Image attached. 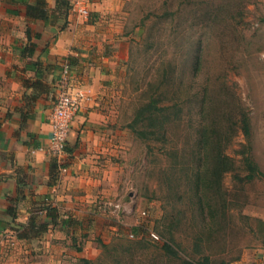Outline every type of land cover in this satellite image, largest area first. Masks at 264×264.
<instances>
[{
    "label": "rangeland",
    "instance_id": "1",
    "mask_svg": "<svg viewBox=\"0 0 264 264\" xmlns=\"http://www.w3.org/2000/svg\"><path fill=\"white\" fill-rule=\"evenodd\" d=\"M80 1H87L89 18V1ZM107 6L101 20L114 30V45L125 58H113L108 66L113 73L103 78L97 93L104 114V150L96 157L94 170L101 182L85 192L96 200L95 215L83 220L91 227L62 240L56 236L60 243L46 251L38 243L32 246L19 239L17 233H5L0 264H84L83 258L101 264H113L117 258L121 264H148L152 258L155 264L182 260L197 264L193 260L201 257L193 250L192 235L201 227L199 211L178 198L191 190L186 175L198 167L195 144L205 91L218 119L222 114L221 132L229 131L226 153L239 166L241 150L248 145L261 172L251 182L225 175L224 188L233 190L240 208L230 211L233 222L219 225L207 254L214 263L233 258L231 264H257L255 259L260 264L261 234L255 237L250 228H257L258 218L264 220V0H114ZM199 46L202 62L195 72L192 59ZM157 92L163 93V104H179L181 112L172 111L170 116L178 114L181 119L167 126L166 141L145 142L130 124L139 106L155 93L159 98ZM243 110L249 116V138L236 124ZM179 214L176 237L181 258L171 262L154 243L163 244L162 226ZM126 244L132 245L131 252L121 249ZM105 246L110 247L108 252Z\"/></svg>",
    "mask_w": 264,
    "mask_h": 264
},
{
    "label": "crops",
    "instance_id": "2",
    "mask_svg": "<svg viewBox=\"0 0 264 264\" xmlns=\"http://www.w3.org/2000/svg\"><path fill=\"white\" fill-rule=\"evenodd\" d=\"M88 1L91 16L73 9L62 29L61 24L51 26L42 21L28 24L23 5L0 0V14L6 18L0 21V244L5 233L16 235L15 221L25 225L32 215L46 219L48 207H58L62 217L70 215L77 224L70 228L71 234L76 235L81 228H90L82 224L84 216H94L97 211L96 200L85 195L100 181L94 170L96 157L104 150V114L97 93L104 86L103 78L113 73L108 68L113 58L124 60L125 53L116 49L114 30L101 20L114 0ZM83 3L87 6V1ZM28 26L40 36L32 37L37 44L34 57L21 58ZM37 59L44 62L42 80L49 91L31 99L33 89L25 83H31L27 81L35 78V72L25 66ZM66 63H70L72 85L90 92L92 99L79 109L64 152L57 155L53 151L51 115ZM10 207L14 208L15 219L8 211ZM56 236L62 240L68 231L50 225L41 236L24 241L32 246L38 243L46 251L60 243ZM254 262L258 264L256 259ZM260 264H264V258Z\"/></svg>",
    "mask_w": 264,
    "mask_h": 264
},
{
    "label": "trees",
    "instance_id": "3",
    "mask_svg": "<svg viewBox=\"0 0 264 264\" xmlns=\"http://www.w3.org/2000/svg\"><path fill=\"white\" fill-rule=\"evenodd\" d=\"M10 5H23L25 11V21L29 24L31 22L42 21L45 25L57 26L61 24V28H65L68 22V16L74 8V2L76 0H3ZM14 11H17L14 10ZM17 14L18 12H14ZM33 34L35 37H39L38 33H34L30 26L27 27L26 36L27 42L20 49L21 58H32L37 49V44L32 41ZM201 48L200 46L194 52L192 59V64L194 66V71L198 72L201 67ZM32 63V64H31ZM31 65L25 66L26 70L34 71L35 78L28 79L25 83L26 87H31L33 89L32 98H36L42 91H49L48 84L42 79L44 73V62L40 59L31 60ZM70 63L73 60L70 59ZM69 63V64H70ZM172 79V78H171ZM170 79V80H171ZM30 84V85H29ZM157 90V87L153 89V93ZM36 91V94H34ZM153 94L149 101L144 102L141 106L136 109L135 119L130 124V127L137 134V136L146 141H166V130L167 126L174 120H180L178 114L170 116V112L174 111L177 113L181 112L179 104H163L161 101L162 92H157ZM206 91L204 96L200 101V121L198 123V140L195 144L196 147V159H198L197 170H193V174L189 176L187 172L186 178H188V183L191 186L188 192L191 196L187 194L188 197L184 195L179 196V200L183 203H187L188 206L194 205V208L199 211L200 229L192 235L193 239V250L196 254L200 255L199 260H193L197 264H231L233 260H226L224 258L217 260L215 263L212 261L210 256L207 254V248L209 244L213 241L217 229H220L219 225L227 226L231 222L232 214L230 211L234 208H240L237 205V201L233 198L232 191L224 188V178L227 173H232L234 178L238 179L240 182H251L254 179L260 177L261 172L254 159L249 154L250 147L244 145V150H241L242 157L240 159L241 165L237 166L236 160L226 153V149L231 143L229 138L227 141V133L229 131L221 132V126L219 125V120H222V114H220L219 119L215 114V108L209 104L206 96ZM241 116L238 118L236 124L239 130L249 138L251 133V127L249 122V116L244 110L240 112ZM178 118H177V117ZM235 130V126L231 127ZM225 136V137H224ZM150 151H152L153 146L148 144ZM243 172H245L243 174ZM239 182V183H240ZM181 186V185H180ZM185 197V198H184ZM184 199L186 201L184 202ZM8 211L13 214V219L16 218L14 213V208H8ZM61 210L58 207H48L46 210V219H42L39 215H32L27 224H17L14 222V228L17 237L19 239H34L41 236L44 232L49 229L50 225L57 226L62 230H67L68 234L71 233V227L77 226L74 219L69 215L67 217H62ZM181 215L178 218L169 220L166 225L162 227L161 236L164 237L163 244L154 243L157 251H159L162 256H165L168 261L174 262L175 259L181 258V246L176 237V231L179 224L181 223ZM186 215V214H185ZM195 215L193 219L195 220ZM90 220V219H89ZM81 223V222H80ZM83 224V223H82ZM82 224L81 227H82ZM91 224L88 225V228ZM251 233L255 234V237H259L261 234V245L264 246V220L261 218L257 219V228H250ZM136 233H140V228H134ZM74 235V234H73ZM225 243V242H224ZM140 245L146 247L142 242ZM121 246V245H120ZM228 247V244L227 246ZM224 248V251L227 248ZM150 248V247H149ZM109 246H105V252H108ZM122 250L131 252L132 245H122ZM78 250H80L78 248ZM117 250V249H116ZM135 256H131L134 259ZM84 264H101L96 263V260H90L83 258ZM122 259L117 258L113 261V264H121ZM133 262V260H132ZM156 259L152 258L148 264H155ZM190 260H182V264H191Z\"/></svg>",
    "mask_w": 264,
    "mask_h": 264
},
{
    "label": "built area",
    "instance_id": "4",
    "mask_svg": "<svg viewBox=\"0 0 264 264\" xmlns=\"http://www.w3.org/2000/svg\"><path fill=\"white\" fill-rule=\"evenodd\" d=\"M75 11L87 17L89 10L80 0L74 2ZM70 65L66 63L62 68L60 88L54 102L51 115L53 151L60 155L64 152L72 122L83 103L92 99L90 92L82 87H74L70 81ZM133 235V234H132ZM155 238H159L153 234Z\"/></svg>",
    "mask_w": 264,
    "mask_h": 264
}]
</instances>
